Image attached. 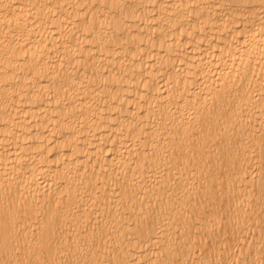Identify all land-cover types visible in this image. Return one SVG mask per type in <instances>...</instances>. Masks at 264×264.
Masks as SVG:
<instances>
[{
	"label": "bare ground",
	"instance_id": "6f19581e",
	"mask_svg": "<svg viewBox=\"0 0 264 264\" xmlns=\"http://www.w3.org/2000/svg\"><path fill=\"white\" fill-rule=\"evenodd\" d=\"M260 234L264 0H0V264H254Z\"/></svg>",
	"mask_w": 264,
	"mask_h": 264
},
{
	"label": "rangeland",
	"instance_id": "374dc122",
	"mask_svg": "<svg viewBox=\"0 0 264 264\" xmlns=\"http://www.w3.org/2000/svg\"><path fill=\"white\" fill-rule=\"evenodd\" d=\"M256 177H258L257 175H256ZM247 178V177H246ZM254 181H255V179H254ZM262 238V235L260 234V235H258V237H257V239H259L258 241H259V243H260V245H263L264 246V241L261 239ZM243 258H241L240 256H239V259H238V261H236L237 263L236 264H243V263H246V260H242ZM254 264H264V259H259L258 261H256Z\"/></svg>",
	"mask_w": 264,
	"mask_h": 264
}]
</instances>
